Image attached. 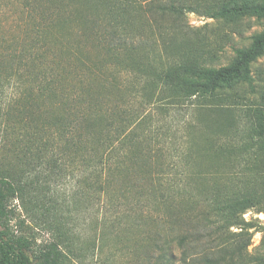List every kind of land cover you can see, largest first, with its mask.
<instances>
[{
	"label": "trees",
	"instance_id": "obj_1",
	"mask_svg": "<svg viewBox=\"0 0 264 264\" xmlns=\"http://www.w3.org/2000/svg\"><path fill=\"white\" fill-rule=\"evenodd\" d=\"M22 1L34 28L21 40L15 73L21 91L11 119L20 133L15 147L21 169L19 174L0 173V224L11 199L24 201L41 177L50 185L55 181L51 173L73 161L68 151H81L85 163L93 159L101 166L99 177L108 184L120 163L127 168L139 164L152 202L170 213L177 233L158 245L160 254L151 264H173L176 245L180 264H264V225L244 216L248 210L264 213V92L258 101L250 99L251 105H240V99H249L243 86L255 89L252 64L264 54V28L251 35L248 46L236 48L228 64L215 65L226 43L216 32L194 28L188 18L197 12L226 24L253 16L264 20V0ZM73 35L79 39L72 41ZM83 39L104 50L99 66L86 65ZM55 49L59 57L87 66L88 71L74 76L79 82L86 77L84 90L64 84L67 68ZM105 65L112 79L132 73L133 87L139 84L145 95L157 96L151 98L155 103H190L199 109L197 124L190 123L186 136L172 144L208 162L204 169L190 166L191 172L186 171L185 179L196 181L185 189L191 199L176 204L171 193L180 188L184 194L181 186L175 180L165 185L175 163L167 166L155 157L163 144L154 147L146 137L131 136L127 128L132 121L122 118L114 126L109 109L94 104L111 80L103 73ZM236 110L243 111L240 118ZM120 146L130 147V153L123 162L113 161ZM45 169L50 172L43 176ZM258 231H263L261 243L251 250ZM29 245L27 238H13L1 229L0 264H67L59 244L32 255Z\"/></svg>",
	"mask_w": 264,
	"mask_h": 264
},
{
	"label": "rangeland",
	"instance_id": "obj_2",
	"mask_svg": "<svg viewBox=\"0 0 264 264\" xmlns=\"http://www.w3.org/2000/svg\"><path fill=\"white\" fill-rule=\"evenodd\" d=\"M26 15L27 10L22 0H0V173L10 171L12 174H19L21 169L20 153L15 147L20 133L19 130L17 133L14 131L15 122L11 117L19 106L21 91L15 74L21 40L34 28L33 23L28 24ZM188 18L194 28L207 34L216 32L217 37L219 34L221 40L226 43L223 54L215 65L228 64L235 55V49L248 46L251 43V35L264 28V20H258L254 16L233 24H226L222 20L197 12L188 13ZM224 33L227 35L223 39L221 35ZM74 38L77 37L73 35L72 41H75ZM81 42L84 54L89 58L86 65L99 66L105 58L104 50L95 47L91 40L83 39ZM55 53V57L61 59V63L67 68L69 80L64 84L70 88L76 86L84 90L88 82L86 77H83L84 81L79 82L74 76L82 70L88 71L87 66L67 59L66 55L59 57L58 49H55ZM49 55L54 57L53 53ZM103 73L107 80L111 79L109 83L114 82L122 89L108 83L105 91L98 93L93 100L94 104L109 109L114 126L119 125L122 118L132 121L131 126L127 128V131L133 132L131 136L136 134L146 137L154 147L163 144L155 157L160 156V161L166 165L175 163L174 166H177L170 167L171 175L165 180V185L169 187L168 184L175 180L176 185L181 186L184 194L180 192V188L178 192L176 188L171 193L177 198L176 204L181 198L185 201L191 199L185 189L191 190L196 181L185 179L188 174L186 171L191 172L190 166L192 171L204 169L208 162L195 155H184L172 144L186 136L190 123L197 124V119L200 118L199 109L190 103H155L151 98L157 96L145 95L139 84L133 87L132 73L121 74L112 79L106 65ZM252 74L255 89L252 90L248 84L243 86L244 94L249 98L240 99V105L243 107L251 105V100H260L264 92V54L252 64ZM84 100L89 104L88 96H85ZM82 105V102L78 103V106ZM242 112L236 110V118H240ZM198 128H195L194 134L199 138ZM151 139L158 143L154 144ZM127 152L130 153V147L120 146L112 157L113 161L123 162ZM81 154V151H68L66 155H71L73 161L70 163L71 160L67 157L70 161L63 170L56 174L51 173L55 181L48 185L41 177L39 185H32L31 189L28 187L29 192L24 201L19 197L11 199L8 202L4 225L0 224V230L7 229L13 238H27L31 255L39 254L52 244H59L67 256V264L155 262L160 254L158 245H163L166 239H170L177 232L172 231L173 219L170 213L160 207L161 205L156 206L152 202L148 184L141 175L139 176V164H130L127 168L125 163H120V168L114 169L115 177L108 184L99 177L101 166H96L97 163L93 159L85 163ZM183 171L185 174L181 175ZM48 172L50 171L45 169L42 175L45 176ZM32 175L35 176V172ZM30 197L32 199H29ZM199 198L203 199L204 196L199 195ZM244 216L247 219L259 218L264 225L262 212L248 210ZM262 236L263 231L254 234L251 250L260 245ZM173 251V264H180L181 250L176 245Z\"/></svg>",
	"mask_w": 264,
	"mask_h": 264
}]
</instances>
